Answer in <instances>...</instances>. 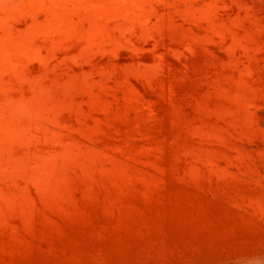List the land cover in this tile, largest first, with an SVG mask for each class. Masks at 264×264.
I'll use <instances>...</instances> for the list:
<instances>
[{"label":"rangeland","instance_id":"374dc122","mask_svg":"<svg viewBox=\"0 0 264 264\" xmlns=\"http://www.w3.org/2000/svg\"><path fill=\"white\" fill-rule=\"evenodd\" d=\"M194 260L264 264V0H0V264Z\"/></svg>","mask_w":264,"mask_h":264},{"label":"crops","instance_id":"0c3cea01","mask_svg":"<svg viewBox=\"0 0 264 264\" xmlns=\"http://www.w3.org/2000/svg\"><path fill=\"white\" fill-rule=\"evenodd\" d=\"M193 258V257H192ZM193 264H199V262H196L195 260L193 261Z\"/></svg>","mask_w":264,"mask_h":264}]
</instances>
